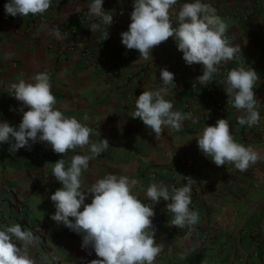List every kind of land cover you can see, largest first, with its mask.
<instances>
[{
	"label": "crops",
	"instance_id": "0c3cea01",
	"mask_svg": "<svg viewBox=\"0 0 264 264\" xmlns=\"http://www.w3.org/2000/svg\"><path fill=\"white\" fill-rule=\"evenodd\" d=\"M88 2L53 0L44 14L23 17L6 14V0H0V120L18 125L22 119V102L13 96L11 84L47 71L57 107L90 127L92 142L106 138L110 143L90 161L84 173L86 184L108 173L137 178L140 184L135 190L146 189L153 179L179 187L187 182L184 177L194 178L190 207L195 206L200 220L191 231L171 225L173 214L166 209L167 201L161 199L155 205L153 225L163 250L154 264H264V159L244 172L232 164L217 166L198 148L195 137L205 125L216 123L217 106L223 102L228 108L223 118L234 139L264 154V0H206L225 20L229 41L241 48L234 60L220 67H252L259 75L255 92L262 104V120L251 127L239 124L241 113L228 103L226 77L220 80L214 75L206 86L213 93L202 94L205 87L196 78L203 66L186 64L171 37L152 49V61L122 44L120 34L131 22L132 0H104L113 23L95 32L75 18L78 12L88 20L97 18L89 14ZM53 28L60 30L61 39L51 33ZM83 45L91 54L89 61ZM100 55L103 61L98 60ZM165 67L174 77L180 73L166 98L173 101L175 110L189 112L192 118L181 130L165 128L156 137L131 115L135 97L146 88L163 86L160 69ZM194 82L197 91L191 87ZM42 145L49 152L34 158L32 151ZM9 148L8 143L0 145V217L5 225L19 223L34 232L37 242L29 251L35 264H88L97 258L91 248H81L80 234L51 219L55 206L50 196L60 187L51 175L52 162L62 157L70 160L81 149L56 153L39 141L30 150ZM13 159L18 164L10 165ZM34 160L35 167L25 164ZM184 160L190 165H182ZM196 256L201 262H192Z\"/></svg>",
	"mask_w": 264,
	"mask_h": 264
},
{
	"label": "clouds",
	"instance_id": "9594fccd",
	"mask_svg": "<svg viewBox=\"0 0 264 264\" xmlns=\"http://www.w3.org/2000/svg\"><path fill=\"white\" fill-rule=\"evenodd\" d=\"M53 0H6V14L26 17L44 14ZM131 22L121 32V42L127 49H136L140 57L152 61V49L171 37L182 51L188 65L201 64L202 74L196 81L206 87L222 64L234 60L241 52L240 45L230 42L225 33V20L206 0H132ZM104 0H89V14L100 23L89 25L92 32L113 23L103 7ZM79 11V9H77ZM57 39L60 30L50 29ZM105 35V39L107 38ZM160 81L165 87L146 88L135 97L133 118H139L159 137L165 128L181 130L192 118L189 112L175 110L173 101L166 98L167 87H175L174 73L160 69ZM259 81L252 67H236L228 71L224 89L230 103L241 113L238 122L249 127L261 123V104L256 96ZM13 96L21 103L22 119L18 125L0 120V145L8 143L13 152L31 149L36 142H46L56 153L81 149L70 160L52 162V172L60 183L50 199L55 212L51 219L82 236V249L91 248L96 257L88 264H154L163 246L157 242L153 218L155 205L167 201L166 209L173 214L171 225L189 230L199 222V212L190 207L194 178L170 186L153 179L146 189H137L140 181L127 174L108 173L86 184L84 173L93 157L109 148V141L92 142V130L75 116H66L52 92L47 71L37 72L31 80L21 79L11 84ZM25 107L27 110H24ZM100 134V133H99ZM198 148L217 166L232 164L244 172L264 154L234 139L227 119L219 118L214 125H205L196 136ZM90 198V202H86ZM151 203H146V201ZM37 237L32 230L14 223L0 227V264H35L30 247ZM59 257H53L58 260ZM52 264V261H49Z\"/></svg>",
	"mask_w": 264,
	"mask_h": 264
},
{
	"label": "built area",
	"instance_id": "2783aa9c",
	"mask_svg": "<svg viewBox=\"0 0 264 264\" xmlns=\"http://www.w3.org/2000/svg\"><path fill=\"white\" fill-rule=\"evenodd\" d=\"M75 18H76V20L77 21H82V22H84V23H88V24H92V23H100V19L97 17V18H95L94 20H88V18L84 15V13L83 12H78L76 15H75ZM105 28H107L105 25H103V24H101V30H105ZM226 36V38L229 40V38H228V36L227 35H225ZM82 51H83V54L84 55H86V57H87V59L86 60H90V59H92V57H91V54H90V52H89V50L85 47V45H83V47H82ZM104 55H100L99 57H98V60H100V61H103L104 60ZM228 71H229V69H225L224 67H220V71L218 72V73H216V74H214L215 76H218L219 78L218 79H220V80H223L225 77H226V75H227V73H228ZM180 76V73L178 72L177 74H176V76L174 77V80H175V82L177 81V78ZM162 87H165V86H162ZM167 87V89L170 87V85L169 86H166ZM192 89L193 90H195V91H197V90H199V86H198V84L197 83H192ZM213 93V91H212V89L210 88V87H205L204 89H203V91H202V94H204V95H207V96H210L211 94ZM227 106L223 103V102H220V103H218V106H217V113H218V116H219V118H223L225 115H226V113H227ZM49 152V148H48V146H46V145H42V146H39L37 149H34L33 151H32V156L34 157V158H36V157H39L40 155H43V154H47ZM181 164L182 165H184V166H186V165H190V162L188 161H182L181 162ZM176 184L174 183L173 184V186H175ZM193 209H196L195 208V206H193ZM0 225H1V227H4V226H6L4 223H3V221H2V219H1V217H0ZM176 228H178V227H176ZM40 229L41 228H38L37 230H36V232H39L40 231ZM179 230H181V231H186V230H188L189 228L188 227H185V228H178ZM194 264H198V263H194Z\"/></svg>",
	"mask_w": 264,
	"mask_h": 264
},
{
	"label": "trees",
	"instance_id": "16d2710c",
	"mask_svg": "<svg viewBox=\"0 0 264 264\" xmlns=\"http://www.w3.org/2000/svg\"><path fill=\"white\" fill-rule=\"evenodd\" d=\"M18 160L16 159H13L9 164L10 165H16V164H18ZM25 164L26 165H29L30 164V166L29 167H35L36 165H37V161H25ZM0 199H2L1 198V196H0ZM201 262V259H200V257L199 256H196V259L195 260H192V262Z\"/></svg>",
	"mask_w": 264,
	"mask_h": 264
}]
</instances>
